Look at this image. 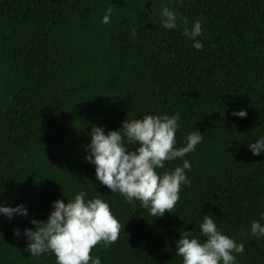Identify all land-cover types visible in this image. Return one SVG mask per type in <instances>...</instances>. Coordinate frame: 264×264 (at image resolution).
Here are the masks:
<instances>
[{
  "label": "trees",
  "instance_id": "obj_1",
  "mask_svg": "<svg viewBox=\"0 0 264 264\" xmlns=\"http://www.w3.org/2000/svg\"><path fill=\"white\" fill-rule=\"evenodd\" d=\"M163 7L188 27L202 22V51L182 35L185 25L161 26ZM241 109L246 118L231 115ZM165 113L180 114L176 147L197 129L204 137L184 158L190 186L157 218L102 186L85 157L92 125L107 134L127 118ZM261 135L264 0H0V203L29 211L0 216V264H56L52 254L24 251L23 230L80 191L101 194L121 224L117 242L93 249L102 264H183L174 242L181 230L203 241L199 223L209 213L244 244L238 264H264V238L250 234L264 212V154L248 149Z\"/></svg>",
  "mask_w": 264,
  "mask_h": 264
},
{
  "label": "clouds",
  "instance_id": "obj_2",
  "mask_svg": "<svg viewBox=\"0 0 264 264\" xmlns=\"http://www.w3.org/2000/svg\"><path fill=\"white\" fill-rule=\"evenodd\" d=\"M112 12V7L106 9L101 23H111ZM160 17L161 26L167 30L185 25L182 35L192 41L195 50H203L199 39L203 35L200 20L188 27L187 18L168 7L161 9ZM132 35L136 38L135 29ZM231 115L243 119L248 113L241 109ZM179 121V113L127 118L120 129L107 134L103 127L92 125L85 159L95 166L96 180L112 193H120L129 204L139 201L154 217H163L166 212L171 214L180 200L182 186L191 183L186 172L191 171L192 165L184 158L196 150L204 137L197 129L187 135L183 147H176ZM248 149L255 156L264 154V135L248 142ZM177 159L183 161L182 166L171 172L157 171L165 169L166 162ZM87 195L86 191H80L67 199V204L63 199L54 201L46 221L31 219L35 230H23L24 251L36 258L52 254L56 264H102L100 257L92 254L93 249L98 245L108 248L117 242L121 224L101 194L90 199ZM0 216L12 220L17 216L28 217L29 211L24 204L11 207L0 203ZM216 220L210 213L203 215L199 223L203 241L193 235L194 231H180V239L174 243L176 255L182 257L183 264H238V255L245 252L244 244L223 234ZM262 221L264 212L250 225V234L257 239L264 238ZM21 235L19 228L14 229L15 237Z\"/></svg>",
  "mask_w": 264,
  "mask_h": 264
}]
</instances>
